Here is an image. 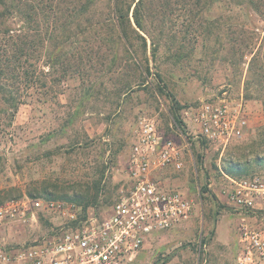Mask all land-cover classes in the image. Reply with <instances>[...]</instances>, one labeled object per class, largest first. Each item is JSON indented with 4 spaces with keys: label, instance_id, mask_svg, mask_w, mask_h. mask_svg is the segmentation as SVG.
I'll use <instances>...</instances> for the list:
<instances>
[{
    "label": "rangeland",
    "instance_id": "374dc122",
    "mask_svg": "<svg viewBox=\"0 0 264 264\" xmlns=\"http://www.w3.org/2000/svg\"><path fill=\"white\" fill-rule=\"evenodd\" d=\"M150 3L144 24L158 46L155 56L146 34V52L140 41L123 49L105 25L88 37L73 26L78 35L60 51L46 39L38 43L37 33L28 89L26 80L16 79L14 58L23 21L16 13L4 20L12 37L0 32V205L47 189L83 196L106 214L124 188L139 118L152 116L160 130L173 134L175 125L183 129V109L226 92L246 104L243 137L223 152L192 142L184 170L164 178L194 200L191 218L153 234L126 264H236L237 217L224 198L225 176L264 173V7L257 14L245 0H215L192 18L187 11L196 6L185 0ZM49 22L58 30V19ZM75 24L81 25L77 17ZM16 87L26 91L17 112ZM238 166L242 172L235 177L228 173ZM57 223L41 214L9 222L0 229V246L43 240ZM259 223L264 227L263 217Z\"/></svg>",
    "mask_w": 264,
    "mask_h": 264
},
{
    "label": "built area",
    "instance_id": "2783aa9c",
    "mask_svg": "<svg viewBox=\"0 0 264 264\" xmlns=\"http://www.w3.org/2000/svg\"><path fill=\"white\" fill-rule=\"evenodd\" d=\"M249 114L242 98L201 101L181 112L182 127L159 129L152 116L140 117L124 168V188L106 214L71 200L23 196L0 205V229L9 222L50 215L58 223L51 236L29 244L0 246V264H126L153 234L172 230L191 218L195 202L182 190L165 184L184 170L191 145L205 141L223 152L243 137ZM224 198L237 217L239 251L236 264H264V173L235 179Z\"/></svg>",
    "mask_w": 264,
    "mask_h": 264
},
{
    "label": "trees",
    "instance_id": "16d2710c",
    "mask_svg": "<svg viewBox=\"0 0 264 264\" xmlns=\"http://www.w3.org/2000/svg\"><path fill=\"white\" fill-rule=\"evenodd\" d=\"M170 1L171 0H154V4L166 5L170 4ZM185 1H187L189 5L196 6V12L192 10L187 11L188 16L192 18L198 17L201 9H210L215 3V0ZM245 1H247V6H249L253 12L257 14L262 13L264 0ZM150 4V0H0V21H2L0 23V32L12 37L10 36L11 30L6 29L3 24L5 23L4 20L9 19L15 13L16 20L23 21V30H16V56L14 57L16 59V79L19 81L26 80L25 89H28L31 77H34L35 73L30 68L33 66L31 61L36 49L33 37H35L37 33L38 36L36 39H38V43L43 45L42 43H44L46 39L54 43V48L60 51L62 46H66L67 42L71 41L75 35L82 33L88 37V33L93 31L95 26L105 25L110 32L117 35V38H119L118 42L120 43L121 41L123 49L125 48L126 42L135 43L136 41H140L144 52H146L147 42L141 33L146 34L151 38L153 46L152 54L155 56L158 46L155 44L153 36L144 24V15H147ZM37 10H41V16L43 17L41 24L35 21L38 15L36 12ZM52 17L58 19V22H61L58 26L59 31L56 25H52V23L49 22ZM76 17L81 20V25H79V27L75 24ZM73 26L78 29V34L74 31ZM244 49L246 50L247 46H245ZM244 49L242 50L244 51ZM237 51L241 52V50ZM146 61L148 60L145 58V63ZM138 65L140 66L141 64ZM148 72L149 68L147 65L146 73L149 74ZM65 76H63V78H65ZM41 85L43 88L46 87L45 82H42ZM24 92L26 91H19V88L16 87V112L23 103ZM175 120L176 124L179 123L177 121L178 119L175 118ZM202 142L205 143V141ZM240 172H242V169L238 166L228 173L235 177ZM27 196L30 198L71 200L82 205L84 210L90 206L87 198L83 196L75 195L68 197L66 195H54L53 193H49L47 189H44L43 194L39 196H34L33 194Z\"/></svg>",
    "mask_w": 264,
    "mask_h": 264
}]
</instances>
